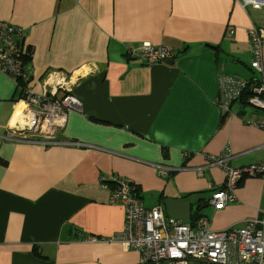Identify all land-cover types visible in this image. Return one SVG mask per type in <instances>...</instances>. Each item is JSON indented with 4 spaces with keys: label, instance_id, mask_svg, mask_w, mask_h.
<instances>
[{
    "label": "crops",
    "instance_id": "1",
    "mask_svg": "<svg viewBox=\"0 0 264 264\" xmlns=\"http://www.w3.org/2000/svg\"><path fill=\"white\" fill-rule=\"evenodd\" d=\"M263 16L236 0H0V22L21 29L16 40L31 53L30 84L73 74L82 103L58 138L80 148L21 144L6 138L21 91L0 74V264H140L108 241L125 224L101 186L111 176L136 185L144 208L191 228L257 217L264 179L240 181L235 201L215 211L209 200L226 172L208 160L229 156L233 170L264 162V132L246 124L261 115L218 103L221 76L259 80L248 29ZM146 43L169 47L174 64L130 54ZM156 165L175 171L160 177Z\"/></svg>",
    "mask_w": 264,
    "mask_h": 264
},
{
    "label": "built area",
    "instance_id": "2",
    "mask_svg": "<svg viewBox=\"0 0 264 264\" xmlns=\"http://www.w3.org/2000/svg\"><path fill=\"white\" fill-rule=\"evenodd\" d=\"M237 5L245 13L251 11L263 12L264 0H236ZM233 30L230 31L233 34ZM21 29L0 22V74L10 78L25 98L21 100L28 104L27 110L34 120H25L11 129L7 139L19 143L41 146L81 147L78 142L56 141L57 136L69 122L72 112H81L82 103L74 93V75L59 79L47 72L36 86L30 84L31 74L25 70L24 56L30 59V52L24 50L16 37H22ZM251 45L252 61L250 67L261 78L253 83H247L237 75L221 76L219 78L218 103L227 113L231 105L243 93L250 92L247 105L261 116L250 117L246 124L264 132V69L261 64L264 46V16L261 23L253 24L248 29ZM130 54L145 61L149 66L166 62L174 58V52L167 46H154L150 43L141 44L131 49ZM59 117L60 120L49 124L50 130L44 131L43 125L36 121L46 117ZM225 158L210 156L208 162L222 167L226 172L225 187L212 194L209 203L213 210L225 208L236 197L234 190L237 184L245 179L263 178L264 162L249 165L239 170L226 167ZM158 174L166 176L175 171L173 168L157 166ZM120 177L111 176L102 183L103 188L110 190V204L124 207L125 224L121 237H110L109 242L118 243L123 252L134 251L140 256V264H264V210L258 211V216L248 219L240 228L229 227L224 230L210 229L208 220L197 228H191L179 220L166 218L159 207L146 209L140 203L136 185L122 182ZM111 182V189L108 185ZM81 242H83L81 240Z\"/></svg>",
    "mask_w": 264,
    "mask_h": 264
},
{
    "label": "bare ground",
    "instance_id": "3",
    "mask_svg": "<svg viewBox=\"0 0 264 264\" xmlns=\"http://www.w3.org/2000/svg\"><path fill=\"white\" fill-rule=\"evenodd\" d=\"M27 107H28L27 103L20 101L18 106H17V109L15 111V115L17 116V115L21 114L25 118L26 121L27 120H34L33 117L31 116V114L28 112ZM58 120H60L59 117H50V116H48V117H46L44 119L41 118V119L37 120L36 121V125L40 126V124H42L43 125V130L46 132V131L50 130L49 124L51 122H54V121L56 122Z\"/></svg>",
    "mask_w": 264,
    "mask_h": 264
},
{
    "label": "trees",
    "instance_id": "4",
    "mask_svg": "<svg viewBox=\"0 0 264 264\" xmlns=\"http://www.w3.org/2000/svg\"><path fill=\"white\" fill-rule=\"evenodd\" d=\"M29 52V51H28ZM30 57V56H29ZM23 64H24V66L25 65H29V61H28V56H24V58H23ZM256 74H258V75H260V78H261V74L260 73H256ZM260 78H257V79H260ZM249 97H250V92H246V93H242L240 96H239V99L237 100V101H235L232 105H231V107L234 105V104H236V103H238V102H240L239 104H241L242 106H247V102H248V99H249ZM25 98V96H24V93L23 94H21V100H23ZM20 100V101H21ZM172 173H174V172H172ZM172 173H169V174H172ZM168 174V175H169ZM160 176V175H159ZM167 176V175H166ZM160 177H164V176H160ZM108 185L109 186H112V184H111V182H108ZM137 187V186H136ZM110 194H111V192H110ZM137 195H138V198H139V200H140V195H139V192H137ZM141 201V200H140ZM111 205V204H110ZM123 209H124V207H122ZM33 252H34V255L36 256V257H38V258H42V255H41V253L39 252V250H38V248L36 247V246H34L33 247Z\"/></svg>",
    "mask_w": 264,
    "mask_h": 264
},
{
    "label": "clouds",
    "instance_id": "5",
    "mask_svg": "<svg viewBox=\"0 0 264 264\" xmlns=\"http://www.w3.org/2000/svg\"><path fill=\"white\" fill-rule=\"evenodd\" d=\"M19 120H18V122L14 125V126H12V127H9V129H8V131L10 132L11 131V129H14L17 125H18V123H20L21 122V114H19ZM17 136H15V138H16ZM21 144H23V143H21ZM24 145H28V144H24ZM30 146H34V145H30ZM36 147H41V146H36ZM55 147V146H54ZM65 147H68V146H65ZM69 147H72V148H80V147H73V146H69ZM41 148H44V147H41ZM49 148H51V147H49ZM45 149H48V148H45ZM130 252H134V251H130Z\"/></svg>",
    "mask_w": 264,
    "mask_h": 264
},
{
    "label": "rangeland",
    "instance_id": "6",
    "mask_svg": "<svg viewBox=\"0 0 264 264\" xmlns=\"http://www.w3.org/2000/svg\"><path fill=\"white\" fill-rule=\"evenodd\" d=\"M251 53V52H250ZM251 58H252V54H251ZM171 60H173V59H171ZM168 61H170V60H167L166 61V63L168 62ZM258 77V76H257ZM63 132V130L60 132V134ZM60 134L57 136V139H56V141H59L58 140V138H59V136H60ZM138 192V191H137ZM258 206H262L263 208H264V196L262 195L260 198H259V200H258V204H257ZM215 231V230H214Z\"/></svg>",
    "mask_w": 264,
    "mask_h": 264
},
{
    "label": "water",
    "instance_id": "7",
    "mask_svg": "<svg viewBox=\"0 0 264 264\" xmlns=\"http://www.w3.org/2000/svg\"><path fill=\"white\" fill-rule=\"evenodd\" d=\"M167 63L172 65V64H174V60H170Z\"/></svg>",
    "mask_w": 264,
    "mask_h": 264
}]
</instances>
